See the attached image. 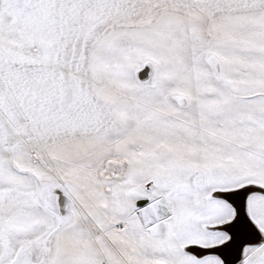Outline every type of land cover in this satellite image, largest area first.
I'll use <instances>...</instances> for the list:
<instances>
[{
	"label": "snow or ice",
	"instance_id": "obj_1",
	"mask_svg": "<svg viewBox=\"0 0 264 264\" xmlns=\"http://www.w3.org/2000/svg\"><path fill=\"white\" fill-rule=\"evenodd\" d=\"M0 264H264V0H0Z\"/></svg>",
	"mask_w": 264,
	"mask_h": 264
}]
</instances>
